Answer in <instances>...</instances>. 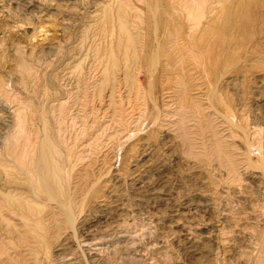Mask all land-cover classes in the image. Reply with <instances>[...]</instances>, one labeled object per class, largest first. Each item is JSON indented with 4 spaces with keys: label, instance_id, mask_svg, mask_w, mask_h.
Returning <instances> with one entry per match:
<instances>
[{
    "label": "rangeland",
    "instance_id": "obj_1",
    "mask_svg": "<svg viewBox=\"0 0 264 264\" xmlns=\"http://www.w3.org/2000/svg\"><path fill=\"white\" fill-rule=\"evenodd\" d=\"M119 1L130 8L134 33L137 17L149 16L146 3L176 17L190 0H0V163L20 171L8 152L31 147L38 171L48 134L67 171L74 219L52 188L53 200L41 196V212L32 209L42 243L12 216L0 224V264H264V191L246 178L252 170L264 175L252 141L264 140V3L227 1L216 25L227 44L213 48L211 75L188 67L169 76L143 65L138 93L128 95L118 77L112 107L108 93L99 102L95 86L112 44L106 10ZM142 28L152 42L151 22ZM212 78L232 128L208 107ZM212 137L237 163V179L197 157ZM11 189L32 197L26 187Z\"/></svg>",
    "mask_w": 264,
    "mask_h": 264
},
{
    "label": "bare ground",
    "instance_id": "obj_2",
    "mask_svg": "<svg viewBox=\"0 0 264 264\" xmlns=\"http://www.w3.org/2000/svg\"><path fill=\"white\" fill-rule=\"evenodd\" d=\"M212 1L214 0H211V3ZM227 1L230 3L234 1L239 2L240 5L238 7L247 6L251 8L258 0H215V2L212 4L209 3L208 0H190L188 3L186 1V3L180 4L178 7L180 12L176 17H174V15L171 14L167 8L164 7V9L157 2H149L145 4V8L149 14L146 20L144 18H141L143 20L139 19V17H137L138 14H136L138 20L137 18L135 20L138 22V27L134 33L131 32L129 27L130 24L128 20V10L130 11V8L128 9L127 5L119 1L115 5L117 6L115 7V10L107 8L108 10L106 11L111 15L112 20V27L110 29L111 33L109 32L111 34L109 36L111 39L110 43L112 44L111 46L108 45L110 48L106 57L105 66L100 69L102 70V72H100V80L95 86V94L99 102L103 101L105 96L104 94L108 93L109 104L112 105V107L115 105L114 99L115 95L117 94L116 91L119 89L117 88V85L120 83L118 78L120 76L122 77L121 86L126 87L125 89H127L128 95L131 94V89L138 93L141 80L136 78V75L141 74L142 76L143 65L146 68V71H148L152 66H157L159 70H164L169 76L176 75L179 77V74H182L181 69L186 70L188 67L190 70L187 72H192V74L194 72L196 75L198 74L199 77L201 74V72L199 74V71L201 69L207 71L208 74L211 75V70H213V68L210 65L212 64L211 52L213 48L219 44L220 47H222L223 43L225 46L227 44L225 39L222 40L223 31L216 27L217 23L221 20V17L219 16H221V12L225 9L223 7L225 4H227ZM262 3H264V0H262ZM32 5H34L36 8L42 7L41 2L39 1H34ZM216 6H219L220 8H217ZM163 15L167 16V19L165 22L166 24H163V29L160 32L159 21L161 22ZM235 15L237 14L230 13L228 16L231 17ZM146 22L147 24L148 22L149 24L150 22L152 24V42H147L144 38V33H141L143 32L142 27L146 24ZM152 43L153 46L150 48ZM225 46L222 48L225 49ZM178 71L181 73L178 74ZM208 84H213V78L210 82H208ZM210 86L213 87L212 90H210V87L207 88V93L205 94V99L209 109L215 110V115L224 119L222 122L223 126L226 125V127H228L229 125L231 128L234 127L235 124L233 125L231 121L227 119L226 113L221 110L220 106H222V103L220 102L216 85L213 84ZM213 122L214 121L209 120V125H212ZM198 124H200V122H198ZM215 134H217L216 131ZM46 135L48 134L44 135L45 139L43 138L44 141L39 147L38 161H40L42 166L40 169L38 168V171L34 165L35 161H33V159L27 154L29 153L31 147H28L29 150L27 149V153L22 149V151L18 154L16 153L15 148H11V150H9L10 152H8V156L11 158L14 164L20 168V171L12 174L8 170L9 166L7 163H4V161L0 163V171L4 176L3 179L5 180V182L2 180L3 186L0 188V199L2 200L0 203V224L4 222L5 224L10 223V219L13 216L14 218L18 219L19 223H21V225L26 228L29 233L35 236L39 243H42L44 240L43 228L39 225L40 220L34 218L35 215L32 213V209L35 207L36 211L41 210V204L38 203V200L41 198V196L47 197L48 201L53 200L52 188L57 189L59 196L63 200V203L58 202V204L60 203L59 207L65 213L67 221L72 225L74 220L72 218L71 211L72 191L70 190L69 192L70 184L67 182L69 179L67 181L64 180L65 175L63 174L67 171L62 167L63 161L61 158V152L51 142L50 137H47ZM235 135L237 136V134ZM251 136H253V134H251ZM257 137V135H254L252 141L257 146L256 148L258 149V153L261 155L259 156V159L264 165V140H262L263 142L260 143V139ZM210 139L207 141L208 143L206 146H202L201 149L203 152L198 153L197 157L199 159L208 158L215 160L219 167H223V169L225 168L227 176L234 180L238 175L237 163H233V158L231 159L229 153L223 150V148H226H222L224 145H220V142H216L217 139H214V137ZM243 146L245 145L243 144ZM249 151L250 150L247 145L245 148V156H247ZM242 162L244 161L242 160ZM246 178L249 184L255 186L257 185V187L258 185H261V189L264 191L263 174L256 173L252 170L251 172L248 171ZM97 183L98 182H94L90 184L87 191L92 192V189L97 185ZM66 184V191H63V188L66 186ZM13 186L19 188L26 187L28 192L27 194L32 196L31 199L27 196L25 197L24 195L18 194L17 190L11 189ZM40 212H36V214L39 215Z\"/></svg>",
    "mask_w": 264,
    "mask_h": 264
}]
</instances>
